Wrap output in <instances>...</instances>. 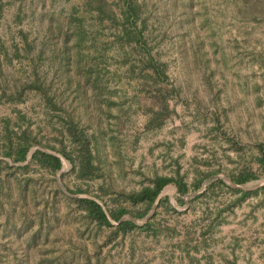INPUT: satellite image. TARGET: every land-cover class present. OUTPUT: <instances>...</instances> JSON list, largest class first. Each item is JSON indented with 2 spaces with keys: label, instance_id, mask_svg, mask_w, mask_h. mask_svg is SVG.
<instances>
[{
  "label": "rangeland",
  "instance_id": "374dc122",
  "mask_svg": "<svg viewBox=\"0 0 264 264\" xmlns=\"http://www.w3.org/2000/svg\"><path fill=\"white\" fill-rule=\"evenodd\" d=\"M136 1L144 55L120 36L123 0L104 1L116 19L94 0H0V264H264V0ZM70 121L91 140V178L57 152L78 150ZM25 132L35 143L16 162ZM35 149L61 171L31 161ZM242 171L256 179L235 184ZM157 175L189 191L167 184L132 217L143 206L123 193ZM79 197L150 226L115 233Z\"/></svg>",
  "mask_w": 264,
  "mask_h": 264
},
{
  "label": "trees",
  "instance_id": "16d2710c",
  "mask_svg": "<svg viewBox=\"0 0 264 264\" xmlns=\"http://www.w3.org/2000/svg\"><path fill=\"white\" fill-rule=\"evenodd\" d=\"M96 11L98 15H106L111 19H116L117 15L115 12H111L105 9L104 1L105 0H94ZM97 2V3H96ZM245 2H248L247 0ZM121 7V24L122 31L120 36L122 39L128 43V45H133L134 47L138 48L144 55V19L141 18V4L138 3L136 0H123ZM151 60V59H149ZM151 63V61H150ZM153 71L156 76L162 77L164 74V70L160 67H154ZM144 71V66H143ZM26 88L28 89H40V86L37 85L35 82L27 84ZM44 93V91H42ZM46 99L50 100L49 97ZM67 133L71 137V142L78 144V150L76 151H69L65 148L64 145L58 149L57 152L60 153L66 160H68L73 170H76L78 176L82 178H91L97 169V166L93 163V153L90 147V142L87 137L79 133L75 130L74 124L72 121L68 122L66 125ZM34 139L30 138L26 132L23 133L21 136L18 137L17 145L14 148V156L13 160L16 162H23L26 161L28 152L30 148L34 145ZM30 160L39 164L43 168H47L52 172H57L62 167V161L60 156H57L52 153H48L41 149H35L31 153ZM257 161L259 163L260 168L264 169V147L261 146L259 149V155L257 156ZM256 179V175L250 171H242L235 176L231 177V180L238 185L245 184L250 180ZM220 184L227 186L228 189L233 190L232 187L226 185L224 181L221 179H216ZM214 182L210 183L207 189L197 194L196 197L205 194L208 189L214 187ZM173 184L175 186L176 192L179 196L186 194L189 191V187L187 182L180 176H167V175H157L152 178L151 183L146 186H141L138 190L129 191L123 193V199L130 203L131 205H141L142 211L133 214L132 217L135 218H143L149 209L153 206L156 202L158 204L163 203V199L166 197H159V193L161 190L167 185ZM201 181L200 179L193 183L194 190L200 187ZM234 191H238L240 195L243 197L247 194L251 193L250 191H245L240 188L235 189ZM158 198V199H157ZM77 201L82 205L86 216L89 220L95 222L98 226H105V227H113L115 233H120L124 235L129 233L135 229H141L144 231V227L150 226L149 221L138 225L132 219H122L125 214H130V211L126 209L123 205L117 204L116 207L110 208L108 210L109 215L103 209V207L97 202L96 199L87 198V197H79L76 198ZM145 205V210H144ZM111 219L116 223L113 225L111 223Z\"/></svg>",
  "mask_w": 264,
  "mask_h": 264
},
{
  "label": "water",
  "instance_id": "95a60500",
  "mask_svg": "<svg viewBox=\"0 0 264 264\" xmlns=\"http://www.w3.org/2000/svg\"><path fill=\"white\" fill-rule=\"evenodd\" d=\"M60 171H61V169H60ZM160 194H161V192L159 193L158 198L160 197ZM158 198H157V199H158ZM155 205H156V202L153 204V206H155ZM149 215H150V214L146 215V216H145V219L148 218Z\"/></svg>",
  "mask_w": 264,
  "mask_h": 264
}]
</instances>
